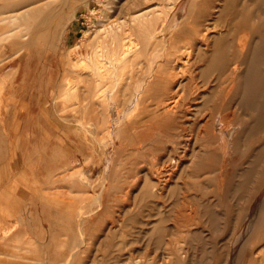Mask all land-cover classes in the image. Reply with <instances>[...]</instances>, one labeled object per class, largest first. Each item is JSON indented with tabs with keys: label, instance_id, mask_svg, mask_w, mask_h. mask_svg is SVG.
I'll list each match as a JSON object with an SVG mask.
<instances>
[{
	"label": "rangeland",
	"instance_id": "obj_1",
	"mask_svg": "<svg viewBox=\"0 0 264 264\" xmlns=\"http://www.w3.org/2000/svg\"><path fill=\"white\" fill-rule=\"evenodd\" d=\"M105 10L147 48L117 77L82 60ZM150 12L178 19L167 51L132 21ZM0 22V264H264V0H0ZM141 82V105L109 136L111 108ZM46 109L60 146L65 126L83 134L59 157L55 219L37 183L30 217L5 198L30 186L2 120L25 110L44 124Z\"/></svg>",
	"mask_w": 264,
	"mask_h": 264
},
{
	"label": "crops",
	"instance_id": "obj_2",
	"mask_svg": "<svg viewBox=\"0 0 264 264\" xmlns=\"http://www.w3.org/2000/svg\"><path fill=\"white\" fill-rule=\"evenodd\" d=\"M49 111L50 110L46 109V121H44V124H38L40 127L37 125V120H35L31 113L29 111L26 112L25 110H22L20 114L24 117L16 118L13 122L7 118L2 120V126L4 128L3 130L7 137V155L8 157H11L12 153L14 152V161L18 164L16 170L18 181H20V178L23 179L22 177H24L26 183L30 186L28 188L29 196L26 199L21 200L20 195L17 194L14 198H12V200L8 193H6L5 198L9 201V205L12 204L14 208L27 202L26 204H28L27 207L29 209L22 212L23 214L26 213L29 215L28 217H30L32 214H34V211H32L30 207L38 199V194L34 192V186L37 183V185L41 186V190L44 191V189H46V196L45 194H41L43 197L42 199H44V197L46 198V205H48V208L43 210V213L50 215L51 218L55 219V217H60L61 210L54 209L56 205H54L53 201H55L56 198L52 197L54 193L62 194L61 191L63 190L61 187H57L55 185L53 186V183L55 184L57 182L56 177H59L60 174H62V172H59V157H61L62 153H66V151L72 152L80 147V145L77 146V143H83V134H81V128L79 133L75 132L72 134V129H70L71 126H65L66 130L64 129V132L61 135H65L68 141L64 143L62 142L63 146H60V132L57 129L59 120L51 119L52 116H50ZM52 122H54L55 125H53ZM40 133L41 135L44 134L46 138L43 146L37 142L38 134ZM72 135L74 138H72ZM62 147L64 148L61 149ZM65 165H69V168H78L82 165V162L81 160L76 161L75 159V161H71L70 163L65 161ZM67 171L68 170L66 169L65 172ZM4 174L6 176L8 175L7 172ZM7 185L8 184H6V189H12L16 184H13V186ZM44 185H46L45 188H43ZM22 187L23 186L20 185L14 189L22 190ZM63 202L64 203H62V206L66 207L68 205H76V203H72V200ZM44 221H46V219H44Z\"/></svg>",
	"mask_w": 264,
	"mask_h": 264
},
{
	"label": "bare ground",
	"instance_id": "obj_3",
	"mask_svg": "<svg viewBox=\"0 0 264 264\" xmlns=\"http://www.w3.org/2000/svg\"><path fill=\"white\" fill-rule=\"evenodd\" d=\"M173 3H175V2H173ZM86 4L89 5V2H86ZM104 4L107 5L108 3L106 1H104ZM180 12H182V11H180ZM22 15L25 16L24 14H22ZM94 15L96 16L95 19L97 20V22L95 23V31H94L93 41L90 45V48L92 49V55H89L88 57L83 58L82 60L90 61L88 63V66L90 65V68L91 69L93 68L94 71L97 68V71L99 73L105 71V72L111 73V76L113 74V77H117V73L123 67L122 63L126 59L128 60V62H130L132 64V67H134L133 63H134L135 59L138 57V54L146 52L147 48H146V46L139 47V44L137 43L136 40H134L132 38L131 35H128L126 37H122L121 31L124 28V26L126 25V23H127L126 21L124 23H119L117 25V27L115 28L114 25L110 23L111 17H110V15H108L106 10L104 12H102V14H97L94 12ZM23 16H21V17L23 18ZM20 19L21 18L17 17V15H16V16L5 18V19H3V21L9 20V22L15 23ZM118 20H121V18L119 17ZM160 20H161V17L157 15V12H150L147 14H141L137 17H134L132 21L135 24V26L138 28L139 32L142 34V37L147 36V37H150L153 39L161 38L162 42L164 43V47H162L163 51H167V49H169V43L167 42L166 32L168 31V28H170V27L173 28L177 24L178 19L175 18V21L172 23V25L170 27H169V23L171 22V16L166 17L163 21V24L159 26ZM15 24L17 25L19 23H15ZM179 25H177V26H179ZM17 26H13L14 28L12 30L14 31V29L15 30L17 29L20 31V29H18L19 26H18V28H16ZM9 39H11V38H9ZM153 50H154V48H153ZM153 52L151 54H153ZM155 62H156L155 59L151 61V65L149 67L151 71H153L155 69ZM113 81H115V80H113ZM117 81H120V80L118 79V80H116V82ZM147 84H148L147 82H141V83L136 84V86L133 90V94L131 96V99L128 102L126 110L120 112L118 107H112L111 108L112 120H111L110 125L108 127L109 128L108 129V135L109 136H113L117 132L119 133L121 130L122 124L124 122H126L128 117L133 115L134 112L137 110V108L141 105L143 97H144L145 93L147 92ZM179 87H181V85H178V88ZM111 97H112V95H109V98H111Z\"/></svg>",
	"mask_w": 264,
	"mask_h": 264
}]
</instances>
